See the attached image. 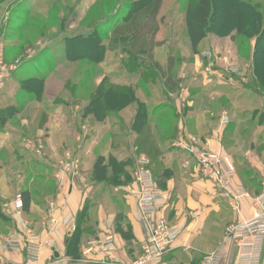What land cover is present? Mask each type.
<instances>
[{"label": "crops", "instance_id": "crops-1", "mask_svg": "<svg viewBox=\"0 0 264 264\" xmlns=\"http://www.w3.org/2000/svg\"><path fill=\"white\" fill-rule=\"evenodd\" d=\"M200 66V62L196 63L197 73H199L197 69ZM21 67L23 66H10L0 61V112L6 108L18 109V113L5 126H0V155L4 150L8 152L12 150L10 153L13 156L10 163H0V186L3 189L4 186L7 187L9 177L5 173V168L15 166L16 170L33 165L51 173L50 179L53 182L51 188L36 193L31 191V212L25 218L31 228L41 234L45 233L44 221L54 218L57 222L56 230L50 236L56 244L55 247H43L42 259L44 261L48 260L52 254L57 259L55 264H130L141 257L142 246L147 236L139 218L136 199L129 193L130 189H137V184L132 182L129 186H124L120 182L128 179L126 173L132 169L133 163L130 155L138 156V143L140 140L144 141L146 134L151 132L155 138L151 141L152 147L164 149L167 147L160 157L164 168L157 172L152 166L158 178L163 182V187L160 189L170 199L167 208L160 215L166 218L171 226H179L183 229L174 247L165 254L162 264H204L203 259L213 253L219 256L218 264H236L238 249L234 243L225 242V229L231 225L252 220L254 212L252 200L263 191L264 174L256 172L253 175L249 169L242 172L239 166L241 174L235 167L236 177L231 180L227 190L222 192L213 182L198 172L196 162L188 152L174 147L176 141H186L193 137L202 148L208 151L223 154L227 152L228 149L224 147L225 132L223 131L231 126L232 115L226 112L230 117V123L228 127H222L220 118L223 113L220 112L217 118V114H213L214 111L211 112V109L204 103L198 104V102L204 94L211 91L213 94L209 98L218 100L224 95L222 86L231 85L228 82L232 81V78L229 79L225 72L223 74L219 70L212 75L202 73L195 83L202 85L203 89L212 86L214 88L206 92L199 91L193 98L188 90L182 89L181 93L174 97L176 110L172 111L177 120L174 130L176 140L173 141L170 136H166L167 138L162 141L160 137H156V134L168 129L164 128L165 126L160 131L158 127L156 128L159 126V117L163 115L161 108L152 112L148 110L149 116L151 113L155 115L154 123L143 126H149L152 130L146 127L145 131L139 133L140 131L134 128L138 115L137 103L129 104L122 109H111L104 112L96 107H90V97L73 100L66 91L64 97H61L67 99L66 103H55L53 100L57 97H52L53 100L49 96L50 100L45 97L42 100L36 99L24 88L23 82L32 77H21L23 70ZM32 72L34 73L33 64L29 66L25 75L28 76ZM104 79L105 76L98 79L97 88L101 86ZM139 80L135 76H130L128 81L119 80L113 83L122 87H131L137 86ZM150 85L154 86L153 83ZM162 88L166 91L163 94L164 98L173 97L163 85ZM216 90L219 91L216 92ZM227 92L234 95L237 93V88L230 87ZM245 95L241 94L240 97L231 99L237 103L250 104L253 102V98ZM136 97L142 101L140 91L136 92ZM163 103L161 105L166 106V102ZM29 142L36 147H43V158L26 150L25 145ZM67 150L75 151L83 160V175L86 182L78 183L75 188H72L69 180H65L59 186L55 179L57 165ZM229 151L230 156L236 161L233 149ZM101 155L107 156L109 161L112 156V165L116 164L117 171L111 172L110 167L109 181L112 180V183L108 181L97 184L92 181L93 166ZM143 155L146 158L148 156L146 153H142L141 156ZM137 158L135 164H137ZM49 165L50 169H47ZM120 188L124 189L119 190ZM241 193H246L248 196L240 200L241 211L240 214H236L230 208L229 202L232 197ZM96 196L101 197L103 203L97 205L95 212L93 207L91 213H96L95 217L89 222L90 226H84L86 217L80 224L79 215L85 209L86 204ZM52 201L60 206L55 213L51 212L49 207ZM91 203L95 205L94 202ZM111 207L114 208V212L113 208L111 212L106 210ZM193 213L198 214L200 219L193 220L191 218ZM68 215L72 216L71 219L67 224H63V220ZM79 224L81 225L80 230L83 231L80 248L82 252L88 242L104 239L107 235L114 236V246L108 256L98 255L94 258L96 261L93 262L83 260L75 262L66 256L67 240L72 237ZM14 226L13 236L24 241L25 234L23 235L15 223ZM0 259L23 262L25 258L24 252L17 251L2 254Z\"/></svg>", "mask_w": 264, "mask_h": 264}, {"label": "rangeland", "instance_id": "rangeland-1", "mask_svg": "<svg viewBox=\"0 0 264 264\" xmlns=\"http://www.w3.org/2000/svg\"><path fill=\"white\" fill-rule=\"evenodd\" d=\"M136 1L138 0H6L1 2L0 61L10 66H23L21 67L23 69L21 77L23 76V78L35 75L37 78H46L43 96L48 100L52 97L58 98V95L67 86L78 88L75 90L78 96L87 98L96 95V84L99 78L105 76L113 83L119 82V80L128 81L130 76H136L140 78L137 86L146 89V91L140 90L142 101L146 103V110L152 112L156 108H161V114L169 120L171 119L172 123L168 126L165 124L164 128L170 129V133L167 132L168 135L173 132V135L176 136L174 130L177 120L172 112L176 110L174 97L180 94L182 89L188 90L193 98L199 91L206 92V90L214 88L212 86L203 89L202 85L195 83L202 73L205 74V62L201 55L210 51L217 58L220 72L225 74L228 65H237L240 68V73L235 75L226 73L227 77L233 80L228 82L231 85L221 87L224 89V95H221L222 97L218 100H211L209 97L213 93L207 91L208 94H204L198 104L204 103L211 109V112L214 111L213 114H217V118L220 112L232 115L231 126L223 131V133L225 132L224 147L228 149L225 154L233 163L235 162L234 165L238 173L242 174L249 169L253 175L256 172L264 174V45L260 43L256 54H254L256 40L244 39L238 35L236 30L231 31L235 23H232L231 15L226 7V0H216V22L204 45L200 47L199 51H194L185 24L189 0H164L158 19L160 33L156 38L158 47L154 51L153 62H148L147 58L142 56L135 63L130 54V39L123 38L111 42L110 34L118 20H123V16L130 13L131 9L128 4ZM251 1L258 3L264 13V0ZM142 5L144 4L135 7L138 8ZM19 18H22V21ZM94 29L97 30L98 39L105 44L106 48L110 49L105 55L104 63L96 65L88 60L67 61L66 40L77 36H88ZM17 40H20L21 43L18 50L7 55V50ZM94 55L96 54L94 53ZM170 59L173 64V76L179 87L171 92L173 97L166 99L163 97L166 91L162 88L160 79L161 69L164 71L167 69ZM156 62L159 63L160 70L153 66V63ZM198 62L201 63L200 68L197 69L199 73L195 68ZM254 62L258 65V71L261 74L259 80L255 78ZM120 63L130 68L133 67L131 68L133 74H129L128 72L131 70ZM128 63L130 64L126 65ZM32 64L34 73L25 75ZM137 66L139 67L137 68ZM145 78H148V81ZM195 78L196 81H194ZM149 82H154V86ZM230 87L237 88V93L232 95L227 92ZM218 91L216 90V92ZM220 94L223 93L220 92ZM241 94L250 96L253 98V102L250 104L237 103L231 99L240 97ZM53 101L55 102L56 99ZM163 102H166V106L161 105ZM168 135L164 134L165 137ZM155 148L156 152L154 151L151 157L147 156L151 163L160 160L163 150L167 149V147L165 149ZM232 149L236 161L230 156L229 150ZM10 151L4 150L1 153L0 163L12 161L13 156ZM130 158L133 165L131 171L126 175L129 180L127 183H120L124 186H129L132 182L136 183L138 167L135 160L137 157L131 154ZM112 162L113 157L111 156V172H115L116 164L112 165ZM239 166H241L242 172L239 171ZM46 168L50 169V165ZM149 169L162 189L163 185L157 179L153 167H149ZM4 170L9 178L7 187L4 186L3 189L0 186V241L13 235L15 230L14 223L4 214L6 206L25 189L36 193L51 188L53 185L50 179L51 173L33 165L16 170L14 166ZM112 182V180L109 181V183ZM91 202H94L95 205L93 206ZM101 202L103 203L102 198L96 196L86 204L84 226H88L89 222L94 219L96 213L92 214L91 212L93 210L95 212V208ZM112 208L106 210L111 212Z\"/></svg>", "mask_w": 264, "mask_h": 264}, {"label": "built area", "instance_id": "built-area-1", "mask_svg": "<svg viewBox=\"0 0 264 264\" xmlns=\"http://www.w3.org/2000/svg\"><path fill=\"white\" fill-rule=\"evenodd\" d=\"M205 62V73L214 74L218 71L219 65L217 58L212 52L206 51L202 55ZM226 73L235 75L240 73L237 65H228ZM230 117L223 113L220 118L222 127L228 126ZM175 148L188 152L197 165L198 172L209 181L213 182L220 191L227 190L231 180L236 177V168L233 161L222 152H211L202 148L195 138L176 141ZM26 150L33 152L37 157L43 158L44 149L42 146H34L31 142L25 145ZM149 160L141 156L137 160L136 171V190H129L130 195L136 199L139 218L146 231V241L142 246L141 257L130 264H162V260L167 252L171 250L177 242L183 229L179 226H171L168 220L161 217L160 213L167 208L170 201L169 196L161 190L149 169ZM55 179L59 186L65 180L71 182L72 188L78 183H85L83 175V160L73 150L64 152L63 159L57 165ZM120 188L119 190H123ZM248 196L241 193L231 198L230 208L240 214L243 197ZM254 212L250 222H244L229 226L225 231V242L234 243L238 249L236 264H264V179L263 191L252 200ZM51 212L55 213L60 206L52 201L49 204ZM4 214L9 217L17 228L25 234L24 241L11 235L0 241V255L5 253L22 251L24 261H7L0 259V264H55L54 254L48 260L42 259L44 246L55 247V240L51 234L57 227L54 218L43 222L44 234L35 232L30 223L24 218V200L22 194H18L12 202L4 209ZM68 215L63 224H67L71 219ZM193 220H199L200 216L196 213L191 214ZM115 238L107 235L104 239H96L87 243L82 252L83 261L93 262L98 255L108 256L114 246ZM204 264H218L219 256L216 253L207 255L203 259Z\"/></svg>", "mask_w": 264, "mask_h": 264}, {"label": "trees", "instance_id": "trees-1", "mask_svg": "<svg viewBox=\"0 0 264 264\" xmlns=\"http://www.w3.org/2000/svg\"><path fill=\"white\" fill-rule=\"evenodd\" d=\"M6 0H0L4 2ZM114 1V0H112ZM132 3V2H131ZM164 0H138L133 2L132 4H128L129 9H131L128 15L123 16V20H118L115 24L110 38L111 42H115L119 39H130V54L132 56V61L135 63L140 59V57L145 56L148 62H153L154 51L158 47L156 38L160 33V25H159V17L161 10L163 8ZM226 7L229 11V14L232 18V23H235L233 26V30L238 32V35L244 39H255L256 46L254 54L260 45H264V20H263V12L262 8L258 3H254L251 0H226ZM144 4L138 8L135 6ZM216 0H189L186 14H185V24L187 35L191 44V47L194 51H199L200 47L204 45L207 41L208 35L212 30L213 24L216 22ZM22 21V18H19ZM230 30V27H229ZM228 30V31H229ZM222 34V33H221ZM97 30L94 29L88 36H77L66 40V58L69 62H76L80 60H88L93 64L102 65L104 63L105 55L109 52L110 49L106 48L105 44H103L98 39ZM20 40L13 42L11 44V48L7 50V55H10L12 52L18 50L20 45ZM94 53L96 55H94ZM6 55V56H7ZM123 66L125 64L120 63ZM130 63L126 64L129 65ZM255 67V78L258 80L261 79V74L258 71V65L254 62ZM153 66L160 70V65L158 62L153 63ZM131 71L129 74H133V67H128ZM139 66H137L138 68ZM161 81L163 87L172 92L178 89L179 84L175 81L173 76V64L172 59L169 60V65L167 69L162 70ZM136 77V76H135ZM137 78V77H136ZM46 78H30L23 82L24 88L30 92L32 96H35L36 99H44L43 96V86L46 82ZM140 79V78H138ZM148 81V78H145ZM140 81V80H139ZM146 81V82H147ZM150 81V80H149ZM155 81V80H152ZM156 81V82H157ZM154 82H149V84ZM38 85V86H37ZM138 85V84H137ZM78 88H70L66 87L62 93L59 94L55 103H66V98L64 94L68 92V95L73 100L81 99V96H78V93L75 90ZM96 95L90 96V107H96L97 109H101L104 112L113 109H122L129 104L137 103L138 104V115L137 122H135V130L140 131L139 133L146 130V127L149 130V126L144 127L143 125H152L154 123V113H151L149 116L148 110H146L145 103L137 99L136 92L140 90H145L144 87L131 86V87H122L119 85H114V83L110 82L107 77H105L103 83L99 88L96 89ZM66 91V92H65ZM144 92V91H143ZM157 109V108H156ZM155 109V110H156ZM160 109V108H159ZM171 109V108H169ZM158 110V109H157ZM172 110V109H171ZM18 113V109H9L6 108L4 111L0 112V126H5V124L12 119ZM102 113V112H101ZM173 116V115H172ZM171 125V119L161 116L159 117V122L156 128L160 131L164 125ZM137 125V126H136ZM144 127V128H143ZM228 127V126H227ZM170 130V129H168ZM168 130H163L156 134V137H160L159 139L164 141V134L168 135ZM164 132V133H162ZM162 133V134H161ZM147 137L145 136L144 141L138 143V156L143 154H147L148 157H151L153 152H156V148L152 147L151 141L154 134L148 132ZM171 137V140H176V136L171 134L168 135ZM146 143V144H145ZM146 145V146H145ZM159 159V156H158ZM162 160V159H161ZM161 160L157 161V163H151L150 166L155 167V171L162 170L164 165L162 166ZM110 162L107 156L101 155L96 160L93 169L91 178L92 181L97 184H103L109 181L110 179ZM161 164V165H160ZM117 171V167H116ZM127 175V173H126ZM157 179L160 180L162 185V180L158 178L159 176L155 173ZM154 176V174H153ZM154 179L159 186L155 176ZM129 179L125 181H121L120 183H127ZM118 183V182H117ZM116 183V184H117ZM54 190V189H53ZM55 191V190H54ZM53 191V192H54ZM24 200V218H27L31 212V204H32V192L28 189H25L21 192ZM86 211L85 209L79 215V221L82 224L83 219L85 218ZM9 219V218H8ZM13 222L11 219H9ZM14 223V222H13ZM77 227L76 231L72 235L71 238L67 240V251L66 256L73 259L75 262L83 260L81 242H82V234L83 231L80 230V225ZM16 225V224H15Z\"/></svg>", "mask_w": 264, "mask_h": 264}, {"label": "water", "instance_id": "water-1", "mask_svg": "<svg viewBox=\"0 0 264 264\" xmlns=\"http://www.w3.org/2000/svg\"><path fill=\"white\" fill-rule=\"evenodd\" d=\"M58 257V256H57Z\"/></svg>", "mask_w": 264, "mask_h": 264}]
</instances>
